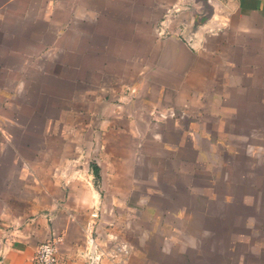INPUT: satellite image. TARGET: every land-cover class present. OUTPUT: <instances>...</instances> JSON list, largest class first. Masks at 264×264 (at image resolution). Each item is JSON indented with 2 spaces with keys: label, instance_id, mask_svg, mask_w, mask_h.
<instances>
[{
  "label": "rangeland",
  "instance_id": "1",
  "mask_svg": "<svg viewBox=\"0 0 264 264\" xmlns=\"http://www.w3.org/2000/svg\"><path fill=\"white\" fill-rule=\"evenodd\" d=\"M58 2L47 23L39 16V48L51 21L57 32L71 20ZM154 2L104 5L71 23L54 44L64 53L38 58L21 87L0 90L9 100L0 104V227L46 218L60 264H190L205 253V211L222 202L207 173L219 168L208 162L205 84L197 93L188 68L159 54L169 48L189 64L179 41L159 33Z\"/></svg>",
  "mask_w": 264,
  "mask_h": 264
},
{
  "label": "crops",
  "instance_id": "2",
  "mask_svg": "<svg viewBox=\"0 0 264 264\" xmlns=\"http://www.w3.org/2000/svg\"><path fill=\"white\" fill-rule=\"evenodd\" d=\"M129 1L133 0H59L56 9L62 16L69 12L71 20L57 32L51 21L49 41L39 48V16L46 23L48 14L52 19L55 0H0V90L21 87L22 81H28L24 76L31 77L36 70L38 58L61 53L54 51V44L71 31V23L96 19L104 5L127 8ZM153 4L163 9L156 21L159 33L179 41L189 64H179L178 53L169 48H159V54L173 58L184 71L188 68L199 81L194 86L197 93L200 83L205 84L208 162L220 172H207L221 186L216 195L222 202L205 211L201 228V236H207L205 253L214 256L203 249L190 264H264V236H254L264 233V0H156ZM106 30L94 28L93 34ZM82 33L85 39L86 31ZM2 98L0 104L9 102ZM227 151L229 161H219L220 152ZM228 198L233 205H226ZM49 232L46 218L9 232L0 227V264H33L37 246L48 240ZM229 251L231 255L226 254Z\"/></svg>",
  "mask_w": 264,
  "mask_h": 264
},
{
  "label": "built area",
  "instance_id": "3",
  "mask_svg": "<svg viewBox=\"0 0 264 264\" xmlns=\"http://www.w3.org/2000/svg\"><path fill=\"white\" fill-rule=\"evenodd\" d=\"M32 262L33 264H59L54 238H49L37 246Z\"/></svg>",
  "mask_w": 264,
  "mask_h": 264
}]
</instances>
